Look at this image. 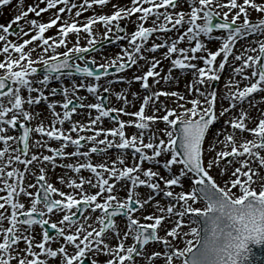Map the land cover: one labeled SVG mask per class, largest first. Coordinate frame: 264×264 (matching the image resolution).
I'll use <instances>...</instances> for the list:
<instances>
[{"label":"snow or ice","instance_id":"1","mask_svg":"<svg viewBox=\"0 0 264 264\" xmlns=\"http://www.w3.org/2000/svg\"><path fill=\"white\" fill-rule=\"evenodd\" d=\"M16 8L0 23V264H247L251 246H264V0ZM96 8L110 11L83 16ZM122 20L133 25L125 35ZM21 22L27 28H13ZM214 30L213 51L204 38ZM109 40L126 45L98 62L91 54ZM226 66L221 91L214 85ZM41 102L46 114L34 109Z\"/></svg>","mask_w":264,"mask_h":264},{"label":"rangeland","instance_id":"2","mask_svg":"<svg viewBox=\"0 0 264 264\" xmlns=\"http://www.w3.org/2000/svg\"><path fill=\"white\" fill-rule=\"evenodd\" d=\"M121 2H127V0H121ZM31 4V3H30ZM42 6V5H41ZM3 9H7V10H4V12L1 14V16H0V23H4V24H7L13 17H14V15H16L17 13H18V9L17 8H12V7H9V5L8 6H4V7H0V10H3ZM97 9V11H110V9H99V8H96ZM94 13H93V11H91V10H89V13L87 14V15H85L84 17H87V16H89V15H93ZM30 17H33V14H30ZM50 18V15H49V13L48 14H42V16H41V18H39L40 20H42V21H47L48 19ZM123 21V20H122ZM81 22H83V20L81 19ZM23 22H21L20 23V25H13V28L14 29H18V27H20V26H23V27H25V28H27V25H24V24H22ZM132 30H133V28H132ZM132 30H130L129 32H131ZM94 31L96 32V35H97V37L98 38H102V33H103V28L102 27H100V26H97V28H96V26H94ZM54 32H56V29L54 28V29H52L51 30V32L50 33H46V35H51V34H53ZM125 34L126 33H128L127 31L126 32H124ZM123 33V34H124ZM221 33L219 32V31H216V30H214V33H213V39L211 40V41H209L208 40V44H210V42H213L214 41V43H216V42H218V41H215V36H217V35H220ZM82 36H83V34H82ZM25 38H27V37H25ZM161 38V37H160ZM11 39H15V37L13 36V37H11ZM204 40H206V38H204ZM73 41L70 39V41H69V44L71 45V43H72ZM81 43L82 44H84L85 43V41H81ZM121 45H126V41H122L120 44H119V46L115 49V51H116V54L118 53V52H120V47H121ZM219 46V44L217 45V46H215L214 47V49H211V50H216V48ZM240 45L238 44L237 45V47H239ZM61 51L63 50V49H60ZM37 51H39V49H37ZM163 51V50H162ZM161 51V52H162ZM98 53V52H97ZM159 53V52H158ZM157 53V54H158ZM160 54V53H159ZM98 62H101V61H98ZM198 63H202V62H198ZM167 64H168V62L167 61H165L164 62V68H166L167 67ZM229 71H230V69H229ZM129 72L131 73L132 72V70H129ZM182 75H186V74H182ZM227 76V74L225 73V71H224V73H223V75H222V77H221V80L219 81V82H216V84L214 85V87H216L218 90H221V91H226V90H224V87H223V84H222V79L224 78V77H226ZM39 78H42L43 76H38ZM105 78V80H107V79H112V77H104ZM104 78H102V81L101 82H103L104 81ZM76 80V79H75ZM86 80V79H85ZM77 82H79L80 80H76ZM86 82H87V80H86ZM64 83V82H63ZM65 84V83H64ZM135 84V83H134ZM114 86H118V87H120V88H127V87H129L127 84H124V83H120V84H118V83H116V85H114ZM49 87H51L50 85H49ZM135 87H136V89H138V85L137 84H135ZM117 91H119L118 90V88L116 89ZM81 91H83L82 93H83V95H85V96H88L89 94H87L86 93V91L85 90H83V89H81L80 90V92ZM35 95V94H34ZM90 97V96H89ZM113 99H115L114 97H112ZM51 99V98H50ZM62 99V98H61ZM91 99H92V101H94V97H91ZM74 103H76L75 101H74ZM224 104H225V106H227V102L225 101L224 102ZM38 106V108L37 109H40L41 110V107L42 108H44V110L45 111H47V108H46V104L44 103V102H42L40 105H37ZM110 106V105H109ZM114 106H117V107H119L120 106V102H117ZM138 106V105H137ZM219 108H220V104L218 103L217 104V109L219 110ZM58 110L57 111H61V109L58 107L57 108ZM129 111H135L136 109L135 108H133V110H130V109H128ZM122 119H124V120H128V119H132V117H128V116H123V117H121ZM73 119L74 120H82V119H84V117L82 116V115H74V117H73ZM34 122V121H33ZM46 123L48 122V121H45ZM32 123V122H31ZM36 122H34V123H32V125H34ZM68 125H67V123H66V125H65V127H67ZM105 127H108V126H110V122H108V121H106L105 122V125H104ZM217 126H219V125H217ZM128 131L130 132V131H133V129H128ZM10 134H17V131H16V129L15 130H13ZM84 134H86V133H84ZM88 134H90V133H88ZM87 135V134H86ZM73 136H75V134H73ZM34 139H35V137H34ZM53 142H55V141H51V143H53ZM0 147H2V144H0ZM71 148V147H70ZM69 148V149H70ZM71 150H73V149H71ZM82 150H84V149H82ZM41 151H45V154H48L47 152H46V150H41ZM95 157L96 156H99V154H93ZM81 160H82V158H81ZM70 162V161H69ZM146 167L147 166H149V165H145ZM31 167V166H30ZM55 171V175L56 176H59V175H61V174H63V173H65V169H62V168H57V169H55L54 170ZM70 175H72L73 176V178L75 177V174H72V173H69ZM82 174H87V171H84V170H82ZM161 174L163 175V174H165L164 172H163V170H161ZM214 175H215V173H213ZM50 179H51V177H49ZM64 190H66L67 191V189H64ZM179 189H177V191H178ZM2 194V193H1ZM196 206H202L199 202L197 203V205ZM192 226H196V227H198V224L197 225H192ZM185 231H187L188 229H187V227L184 229ZM55 236V235H54ZM184 239H193V241H194V245H195V238L194 237H192V236H188V237H186V238H184ZM54 247H55V245H53ZM180 246L181 247H183L184 246V240L182 239L181 241H180ZM153 247H158V245H153ZM177 264H180V262H177Z\"/></svg>","mask_w":264,"mask_h":264},{"label":"bare ground","instance_id":"3","mask_svg":"<svg viewBox=\"0 0 264 264\" xmlns=\"http://www.w3.org/2000/svg\"><path fill=\"white\" fill-rule=\"evenodd\" d=\"M17 2H18V0H12V4L11 5H9V7H12V8H16V4H17ZM33 2V0H24V7H27V5L28 4H30V3H32ZM43 6V5H42ZM4 10H7V9H3V10H0V16H1V14L4 12ZM43 14H48V13H43ZM213 39V38H212ZM82 40H84L83 39V37L81 36V41ZM158 42V41H157ZM205 42H206V44H207V46L210 48V49H214V47L215 46H217L218 44H219V42H216V43H214V41L213 42H210V44H208V38H206V40H205ZM243 43V42H242ZM240 47V46H239ZM238 47V48H239ZM94 55V54H93ZM116 55V51L115 50H103L101 53H96L95 54V56H96V58H97V61H103V58L104 57H108V58H111V57H114ZM197 55H200V53H198ZM221 59V57H218L217 58V64H218V62H219V60ZM230 60H231V57H230ZM225 73L227 74V76L226 77H224L223 79H222V84H223V86H224V84H225V82L227 81V78H228V75H229V68H228V66H226V69H225ZM65 79V78H64ZM105 80V79H104ZM71 82V81H70ZM70 82L68 83V84H70ZM118 84H120V83H118ZM65 85H66V83H65ZM114 85H116V84H114ZM113 85V87H114V89L116 90L117 88H118V90H121L122 88H120V87H118V86H114ZM131 88H132V90H138V89H136V87H135V84H133L132 86H131ZM224 90H226V89H224ZM80 95H83V93L82 92H80ZM90 99V98H89ZM162 99H164V98H162ZM169 105L170 106H172V103H171V100H169ZM129 109L130 110H133V108H131V107H129ZM130 132H132V131H130ZM86 135V134H85ZM52 146H57V144H52ZM98 159V156H97V158H93V162L95 163L96 162V160ZM83 175H85V176H89V173H87V174H83ZM56 183V186L57 187H62L61 185H59V182L58 181H56L55 182ZM56 219V217H53V220H55ZM37 230V232H38V229H36ZM161 234H163V233H161Z\"/></svg>","mask_w":264,"mask_h":264},{"label":"water","instance_id":"4","mask_svg":"<svg viewBox=\"0 0 264 264\" xmlns=\"http://www.w3.org/2000/svg\"><path fill=\"white\" fill-rule=\"evenodd\" d=\"M197 247H199V245H197L196 248ZM195 249L193 251H195ZM247 264H264V246H251V254L249 256Z\"/></svg>","mask_w":264,"mask_h":264}]
</instances>
